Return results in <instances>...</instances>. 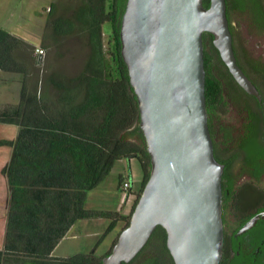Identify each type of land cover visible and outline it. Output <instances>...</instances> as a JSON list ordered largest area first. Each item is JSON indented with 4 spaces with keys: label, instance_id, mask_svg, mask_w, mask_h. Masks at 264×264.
Instances as JSON below:
<instances>
[{
    "label": "trees",
    "instance_id": "trees-1",
    "mask_svg": "<svg viewBox=\"0 0 264 264\" xmlns=\"http://www.w3.org/2000/svg\"><path fill=\"white\" fill-rule=\"evenodd\" d=\"M126 1L79 0L68 16H55L56 7L51 5L48 26L54 37L84 36L88 55L77 75L51 73L41 89L29 83L30 69L36 64L32 44L0 28V74L21 75L18 103L0 108V125L16 129L13 137L0 138V150L10 151L2 169L8 198L0 264H101L102 257L95 255L97 246L89 253L66 258L54 256L53 251L80 220H109L105 234L118 222L123 228L129 224L149 178L151 161L139 127L137 97L121 56L119 32ZM203 5L208 7L209 1ZM232 6L264 30V0H232ZM105 23L109 25L106 49ZM237 61L261 100L243 99L244 92L237 89L233 101L251 118V103H255L264 118V60L247 51ZM209 64L204 52L207 115L223 113L228 105L224 84ZM258 151L252 149L254 155ZM131 158L139 162L141 182L130 213L86 209L88 192L110 174L117 161ZM160 228L156 227L153 236ZM117 237L104 255L110 253ZM150 244L139 253H147ZM154 253L156 257H136L138 264H174L164 242Z\"/></svg>",
    "mask_w": 264,
    "mask_h": 264
},
{
    "label": "water",
    "instance_id": "water-1",
    "mask_svg": "<svg viewBox=\"0 0 264 264\" xmlns=\"http://www.w3.org/2000/svg\"><path fill=\"white\" fill-rule=\"evenodd\" d=\"M226 0H127L121 56L137 97L139 127L150 155L149 178L129 224L101 264L132 260L157 226L174 264H219L222 165L213 154L205 100L203 33L229 73L260 100L236 63Z\"/></svg>",
    "mask_w": 264,
    "mask_h": 264
},
{
    "label": "rangeland",
    "instance_id": "rangeland-1",
    "mask_svg": "<svg viewBox=\"0 0 264 264\" xmlns=\"http://www.w3.org/2000/svg\"><path fill=\"white\" fill-rule=\"evenodd\" d=\"M16 3L23 5L24 16H26L23 23L31 26V35L28 39L33 47L31 54L36 60L35 66L30 69L29 77V83L33 84V88L41 89V85L44 84L51 73H62L68 77L77 75L82 70L88 55L86 38L76 35V33L71 37L55 38L50 26H48V20L52 4L56 7L55 16H68L71 10L79 4V0H0V26L8 30H10L11 24L14 23L12 20L14 19L16 22L17 19L16 9L13 11L11 7L12 4L16 5ZM230 18L239 42L244 45L252 57L264 60V30L257 29L251 23L247 13L232 10ZM103 29V42L106 49L109 39L107 33L109 32L108 23L103 25ZM37 48L43 49L41 56L35 53ZM20 81L21 75L19 74L5 73L1 75L0 106L14 104L18 101ZM225 96L228 101L226 111L218 113L217 117L222 123L237 128L243 122L245 114L239 105L229 99L228 92H225ZM15 134L16 129L14 127L0 125V138H10ZM9 155L10 151L8 149L0 150V247L3 243L5 231V210L8 197L6 177L2 173V169L8 162ZM122 160V163H116L114 172L108 175L101 185L88 192L85 206L89 204L95 209L108 210L116 205L119 199L117 184L120 177L118 172H122L124 179L130 182L128 160ZM86 222L87 230L96 229L99 233L106 230L110 224V221L106 219L87 220ZM86 222L80 221L79 223H83L82 225L85 227L84 223ZM119 232L120 230L117 229L116 232L103 239L102 236L79 237L77 231H73L59 242L53 251V255L60 258L71 257L80 253H89L97 246L95 255L102 257L110 249L112 240L116 239Z\"/></svg>",
    "mask_w": 264,
    "mask_h": 264
},
{
    "label": "flooded vegetation",
    "instance_id": "flooded-vegetation-1",
    "mask_svg": "<svg viewBox=\"0 0 264 264\" xmlns=\"http://www.w3.org/2000/svg\"><path fill=\"white\" fill-rule=\"evenodd\" d=\"M226 7L237 63L238 59L245 58L247 50L236 38L232 27L230 12L236 11L232 6V0H226ZM205 33L207 32L202 36L204 52L210 60L212 71L224 84L229 99L233 100L237 89L244 92L243 99H257L237 84L213 45L212 35ZM251 105L252 118L248 111H243L245 114L243 122L237 128L222 123L217 114H210L207 119L213 142V154L222 165L223 245L219 264H264V118L255 103ZM255 148L259 149L256 155L252 152ZM166 238V231L160 228L159 233L154 236L152 234L149 238L147 243L151 241V244L147 253H138L124 264H138L136 257H156L154 252L161 242L166 246ZM104 256L106 255L102 258Z\"/></svg>",
    "mask_w": 264,
    "mask_h": 264
},
{
    "label": "crops",
    "instance_id": "crops-1",
    "mask_svg": "<svg viewBox=\"0 0 264 264\" xmlns=\"http://www.w3.org/2000/svg\"><path fill=\"white\" fill-rule=\"evenodd\" d=\"M12 10L14 11V9H16V22L14 21V19L12 20L14 23L11 24L10 26V30H8L7 28L5 27H2L0 26V28L2 29H5L6 31H8L10 34H13V35H16V36H19L25 40H27L28 42L29 41V36L31 35V26H27L26 24H24V19L26 18V16H24V9H23V5L19 4V3H16L15 4H12ZM11 10V11H12ZM18 23V24H17ZM19 34V35H18ZM31 43V42H30ZM5 73H1L0 74V77L1 75H3ZM1 81V80H0ZM18 101H19V98H18ZM18 101L14 104H17ZM14 104H4L3 106H0V108L6 106V105H14ZM9 160V159H8ZM122 159L117 161L116 163H122ZM8 163V162H7ZM6 163V164H7ZM116 163L114 164L113 168L111 169L110 171V174H112L115 170V166H116ZM128 164H129V173L131 174V180H130V184H131V190L132 192H134L135 194H137L139 192V189H140V182H141V170H140V165H139V162L137 161L136 158H131L128 160ZM109 174V175H110ZM118 175L119 177H123V174L122 172H118ZM105 180V179H104ZM104 180L99 184L101 185ZM119 184V183H118ZM118 184H117V190H118V193H119V199L116 203V205L111 208V209H108V210H103V209H95L93 208L92 206H90L89 204H86L85 208L88 209V210H99V211H111V212H116L120 215H128L131 211V200L128 201V202H123L122 200V196L120 194V189H118ZM135 184H137V186H135ZM98 187V186H97ZM96 187V188H97ZM8 198V197H7ZM88 198V197H87ZM89 220H93V221H96V220H103V219H89ZM80 221H87V220H80ZM80 221L76 222L73 226H71V228L68 230V232L66 233V235L64 236V238L71 232L73 231H77V234L79 237L81 236H85V237H95V236H102L103 239H105L106 237H108L109 235L113 234L114 232L117 231V229H119L121 231L122 229V222H118L115 224L114 228L107 234H105L106 230H103L102 232L99 233V231L97 232L96 229H90V230H87L86 229V225H87V222L84 223L85 227L79 223ZM105 235V236H104ZM4 236V235H3ZM113 242V240H112ZM111 242V244H112ZM96 251V250H95Z\"/></svg>",
    "mask_w": 264,
    "mask_h": 264
},
{
    "label": "built area",
    "instance_id": "built-area-1",
    "mask_svg": "<svg viewBox=\"0 0 264 264\" xmlns=\"http://www.w3.org/2000/svg\"><path fill=\"white\" fill-rule=\"evenodd\" d=\"M35 53L38 56H41L43 54V49L37 48V49H35ZM119 189H120V194L122 196L123 202L126 203V202L132 200L131 206H133V203L135 202V200L137 198V194L132 192L130 182L128 180L122 178Z\"/></svg>",
    "mask_w": 264,
    "mask_h": 264
}]
</instances>
